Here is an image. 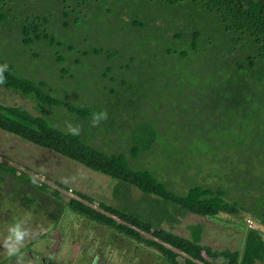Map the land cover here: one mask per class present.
<instances>
[{
    "label": "trees",
    "instance_id": "16d2710c",
    "mask_svg": "<svg viewBox=\"0 0 264 264\" xmlns=\"http://www.w3.org/2000/svg\"><path fill=\"white\" fill-rule=\"evenodd\" d=\"M47 1L57 7L64 28L71 23V18L75 20L77 10L83 12L82 8H88L94 1L96 2V0ZM136 1L142 4L146 1L150 3L160 1L173 7H195L202 12L203 18L195 21V16L191 12L179 13L169 20L167 18L162 20L157 15L149 13L141 17L139 13L135 14L136 9L133 11L128 9L123 2L114 5L113 1L105 11L106 17L119 18L123 21L120 31L124 37L126 36L128 44L132 35L143 33L148 26L162 29L160 35L148 42L153 54L142 56L138 60L137 52L131 51L128 61L120 65L122 69L137 61L144 64L156 59L173 60L174 63L178 60L186 62L185 49L171 50L166 46L170 38L177 39L180 44L188 43L190 49L194 51L201 50L203 46L205 49L212 47L216 57L211 58L212 64L209 66L215 63L216 66L206 68L204 75L202 76V72L200 75L207 80L214 78L220 80L208 81L209 91L218 98L227 99L235 95L238 99L235 105H231L232 108H226L225 112L218 111L219 121L215 125L194 126V130L202 135L215 133L217 140L213 145L208 147L200 143H188L184 137L188 126L183 125L182 121L179 123L176 121L179 132L171 134L170 118H175L176 115L167 113L166 122L156 127L162 128L163 132H158L150 121L138 120L134 123L136 129L132 131L128 156L123 151L104 150L86 141L76 132L55 126L41 114H34L17 104L1 101L0 130L25 142L55 151L114 179L112 194L118 200V204L113 205L100 199L95 201L93 196L75 188L72 189L74 196L65 201L66 207L87 220L106 225L111 231L151 246L160 253L167 264H178L179 257L182 259L181 264H215L213 260L216 258L223 260L221 264L264 263V241L259 227H245L243 246L239 250L215 249L200 242L202 225L199 223L190 226L189 237L161 226L162 222L168 224L177 222L179 217L187 212L212 218L219 217L221 213L232 217L242 214L244 220L247 217L253 218L259 225L264 226V0H134V4ZM12 12L13 0H0V23L7 21L8 14ZM123 14L129 17L128 20L121 17ZM54 15L55 13L37 10L26 13L21 20L17 19L22 43L31 45L34 41L44 39L49 45L55 44L56 49L63 46L49 27L50 17ZM181 18L183 26L182 29H178L176 21ZM203 20L218 33L220 42H216L210 35ZM164 24L175 29L172 36L165 35ZM67 49L72 50V46ZM104 50L105 48L100 45L79 50L80 55L75 56L73 61L79 62V56L96 54ZM58 51L59 49H54L57 62L64 59V55ZM106 52L109 53L106 56L107 61L116 56V53H110L109 50ZM171 52L175 53V57L170 55ZM5 63L0 60V64ZM6 64L7 68L0 74V86L3 88H9L44 105L63 107L69 113L80 117H92L93 112L102 111L94 103L66 101L55 94L44 79L20 74L11 64ZM111 69L110 65L106 64L103 75H107ZM61 72L62 75L66 74L67 68L62 67ZM127 78L120 79V85L110 90L109 96L129 95L133 88L128 86ZM164 112L165 110L162 114ZM127 115L125 119L128 121L134 117L132 114ZM154 143L160 151L156 153L161 154L163 164L168 167L164 166L168 174L181 173L190 167L199 168L202 164H210V169L215 170L218 168L213 166L217 165L220 168L217 173L218 180L221 182L203 184L188 180L181 184L182 190H176L150 168L133 166L132 160L139 154L153 149ZM4 174L13 176L17 183H31L37 190L43 192L49 190L55 198H60L59 189L53 188L47 182L33 184L30 175L24 171L17 173L16 167L0 160V181ZM181 175L192 176L184 173ZM55 182L63 188L69 187L61 182ZM127 186L137 188L144 202L128 203L126 192L123 194L121 192L126 191ZM94 201L96 207L91 205ZM27 202L29 203V199ZM143 232L151 236L144 237Z\"/></svg>",
    "mask_w": 264,
    "mask_h": 264
},
{
    "label": "rangeland",
    "instance_id": "374dc122",
    "mask_svg": "<svg viewBox=\"0 0 264 264\" xmlns=\"http://www.w3.org/2000/svg\"><path fill=\"white\" fill-rule=\"evenodd\" d=\"M112 1L114 5L123 2L128 9L132 11L136 9L135 14L139 13L141 17L149 13L157 15L162 20L166 18L169 20L179 13L191 12L195 16L194 21L203 18L201 17L202 12L195 7H173L160 1H153L154 3L146 1L144 4L136 1L134 4V0H96L88 8H82L83 12L77 10L75 20L71 18V23L64 28L61 24L62 18L54 3L47 0H13V12L8 14L7 21L0 23V60L11 64L13 69L20 74L44 79L54 90V93L66 101L96 104L104 112V116L94 123L92 117H80L69 113L63 107L41 104L33 98L22 96L18 92L2 86H0V101L17 104L34 114H41L55 126L76 132L86 141L104 150H119L128 156L132 131L136 129L134 123L138 120L150 121L156 128L160 126L159 124L162 125V122H166L165 118L168 114L176 115L175 118H170L172 121L169 126L171 134L179 132L177 123L182 121L183 125L188 126L184 134L188 143H200L202 146L208 147L213 145L217 140L216 134L211 132L206 136L202 135L194 130V126L215 125L219 121L218 111L225 112L226 108H232L231 105H235L238 100L235 95H231L227 99L218 98L216 94L209 91L208 81L220 82V80L216 78L207 80L202 77L206 68L216 66V63L209 66L212 64L211 58L216 57V52L212 50V47L205 49L204 46L201 50L194 51L190 49L188 43L180 44L177 39L170 38L166 46L171 50L185 49L186 62L178 60L174 63L173 60L156 59L151 63L144 64L137 61L138 63H130L128 68L122 69L120 65L128 61L131 51L137 52L138 60L142 56L152 55L148 42L160 35L162 29L148 26L143 33L132 35L129 44L126 43V36L124 37L120 31L123 21L119 18L106 17L105 11ZM37 10L50 14L55 13L50 17L49 27L57 40L62 42L63 46L57 47L58 52L64 55L62 61L57 62L56 55H54V49L57 50L55 44L49 45L47 40L34 41L31 45H25L21 41L17 19L21 20L26 13ZM121 17L124 20L129 18L126 14ZM160 24L163 25V22ZM176 24V28L182 29L183 19H178ZM203 24L208 27L210 35L215 38V41L220 42L218 33L208 26V22L204 21ZM174 30L165 26V35L172 36ZM99 45L105 50L96 54L79 56V62L74 63V57L80 55L78 54L79 50ZM69 46H72V50L67 49ZM106 50L116 53V56L107 61L106 56L109 53ZM174 54L170 53L175 57ZM106 64L110 65L112 69L107 75H103ZM62 67L67 68L66 74L62 75ZM125 78L133 91L129 95L109 96L111 95L109 91L119 86L120 79ZM160 109L165 112L162 114ZM127 113L134 116L132 119L129 118V121L125 119L128 117ZM165 113L168 114L165 115ZM128 123L131 124L128 125ZM157 131L163 132L162 128ZM220 142L219 140L218 143ZM152 148L133 159L132 165L150 168L159 178L166 180L176 190H182L181 184L188 180L203 184H211L214 181L221 182L218 180L217 173L220 168L217 165L213 166L218 168H214L215 170L210 169V164H202L199 168L190 167L186 168V171L182 170L181 173L168 174L166 172L168 167L163 164L156 143ZM0 160L16 167L17 173L24 171L30 175L33 184H38L35 175H44L48 185L59 189V201L62 202V206L65 205V201L69 197H72L70 196L72 194H68L66 189L55 181L88 193L95 198V201L100 199L113 205L119 203L112 194L114 179L55 151L25 142L2 130H0ZM182 173L192 176L183 177ZM48 191L42 192L35 189L31 183H17L13 176L3 175V179L0 181V252H2L0 257L3 254L7 256L3 242L11 221L20 220L21 227L26 231L22 246L28 241H26L27 238H33L29 239L31 241L34 240L32 247H26L20 252L21 256H17V258L12 256L10 260L6 258L4 264H28L31 254L43 250V241H46L47 237L53 233L52 227L54 226L58 229L60 236L64 238L60 242L63 251L64 249L72 251L71 238L74 241L83 240V243L90 242L89 247L93 249L98 245L103 246L101 252L105 258L101 264H167L160 253L151 246L122 233L114 232V230L111 231L107 226H100V224L88 221L68 207H64L62 214H58L55 223L50 221L51 218H47L46 221H43L44 223L37 218L42 222L37 224L35 222L37 216L46 218L43 213H39L40 202L43 203L47 211L51 208L47 200L51 196ZM121 192L122 194L126 192L128 203L144 202L141 192L133 186H127V190H121ZM53 201L55 200L53 199ZM51 210H54V205ZM54 211H58V207ZM251 219L253 223L251 227L260 228L262 241H264V226L259 225L256 219ZM197 223L202 225L200 242L215 249L236 248L240 250L242 248V240L247 226L242 214L232 217L221 213L219 217L212 218L187 212L180 216L177 222L171 224L162 222L161 226L189 237L190 226ZM51 224L54 225L51 226ZM41 231L46 235L35 237ZM142 235L144 237L151 236L145 232ZM86 247L80 248V252L76 256V260L81 261H75L72 264H87L86 254L89 252L85 250ZM178 259V264H181V257ZM29 261L31 264H41L36 259ZM222 261L221 258L213 260L215 264H221ZM257 264L264 263L257 262Z\"/></svg>",
    "mask_w": 264,
    "mask_h": 264
},
{
    "label": "flooded vegetation",
    "instance_id": "af4514ba",
    "mask_svg": "<svg viewBox=\"0 0 264 264\" xmlns=\"http://www.w3.org/2000/svg\"><path fill=\"white\" fill-rule=\"evenodd\" d=\"M68 3H69V1H68ZM48 192L51 194V196H49L47 198V200L49 201V205L51 206V208L49 209V211H47L45 209V206L43 205V203L40 202L41 205H40V207H38L39 213L40 214L43 213L46 216V218H42L41 216H37L36 217V221H35V222H37V224H39L41 221L42 222L43 221H46L47 218H51L50 221L52 223H55V221L58 218V214H60V213L62 214L63 208L66 207V205H64V204L62 206V202H60L58 198H55L50 191H48ZM53 199L55 201H53ZM53 205H54V210H56L57 207H58V211L55 212L54 210H51L53 208ZM91 205L93 207H96V202L95 203H91ZM37 213H38V211H37ZM37 218L38 219H41V221L38 220ZM88 221H90V220H88ZM91 222H93V221H91ZM94 223L95 224H99V223H96V222H94ZM52 225H54V224H51V226ZM101 225L102 226H106V225L100 224V226ZM52 228L54 230V231L51 230V231H53V233L50 234L48 237L46 236L47 237V240L46 241H43V244H42L43 250L40 251L39 253L38 252H35L34 254H31V256H29L30 258H28V262H29L28 264H31V262L29 260H33V259L39 260L41 262V264H72L75 261H81L79 259L76 260V256H77L78 252H80L79 251L80 248L85 247V246H87L85 250H87L89 252L88 254H86L87 261H88L87 264H101L102 261L104 260L105 257L103 255V253L101 252V249H102L103 246L98 245V246L95 247V249H93V248L89 247L90 246V244H89L90 242H87V243L84 242L83 243V240L74 241L73 238H71V237H70L71 238V245L73 247L72 248V251L71 250H67V249H64V251H63V248L60 247V242L64 238L62 236H60V234L58 233V229L56 228V226H54ZM53 234H54V236H53ZM45 235H46V233H43L41 231L35 237H38V236H43L44 237ZM48 238H51V239H48ZM29 239H33V238H27L26 239V241L27 240L28 241L23 246L21 245V251H23V249H25L26 247H32L34 240L31 241ZM104 243H105V241H104ZM105 246H106V244H105ZM25 251H27V250H25ZM1 253L2 252H0V254ZM21 255L22 254H17V255H12V256H14L15 258H17V256H21ZM12 256H9L8 254H7V256L4 255V254H3V256L1 255V257H0V264H4L5 261H6L5 260L6 258H9V260H10L12 258Z\"/></svg>",
    "mask_w": 264,
    "mask_h": 264
},
{
    "label": "clouds",
    "instance_id": "9594fccd",
    "mask_svg": "<svg viewBox=\"0 0 264 264\" xmlns=\"http://www.w3.org/2000/svg\"><path fill=\"white\" fill-rule=\"evenodd\" d=\"M7 68V64H0V74ZM104 116L103 111H97L92 113V120L95 123L97 120L102 119ZM71 189V193L68 192V189ZM68 194L73 195V191L71 187L64 188ZM26 235V231L23 227H21L20 220H13L9 223L7 228V236L3 242V247L6 249L7 254L9 256L20 254L21 252V244Z\"/></svg>",
    "mask_w": 264,
    "mask_h": 264
},
{
    "label": "built area",
    "instance_id": "2783aa9c",
    "mask_svg": "<svg viewBox=\"0 0 264 264\" xmlns=\"http://www.w3.org/2000/svg\"><path fill=\"white\" fill-rule=\"evenodd\" d=\"M35 176H36L35 178H36L38 184H40V183L46 181V178H45L44 175H39V176L35 175ZM68 192L71 193V189H70V188L68 189ZM245 221H246V225H247V226H252V225H253V223H252V219H251V218L247 217V218L245 219Z\"/></svg>",
    "mask_w": 264,
    "mask_h": 264
}]
</instances>
